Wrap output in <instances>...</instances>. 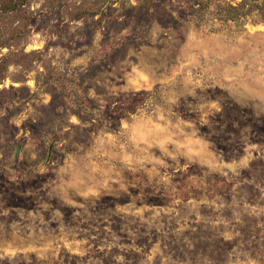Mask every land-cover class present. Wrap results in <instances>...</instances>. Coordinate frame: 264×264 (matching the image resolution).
<instances>
[{"label": "rangeland", "instance_id": "374dc122", "mask_svg": "<svg viewBox=\"0 0 264 264\" xmlns=\"http://www.w3.org/2000/svg\"><path fill=\"white\" fill-rule=\"evenodd\" d=\"M202 1L0 0V264H264V0Z\"/></svg>", "mask_w": 264, "mask_h": 264}, {"label": "trees", "instance_id": "16d2710c", "mask_svg": "<svg viewBox=\"0 0 264 264\" xmlns=\"http://www.w3.org/2000/svg\"><path fill=\"white\" fill-rule=\"evenodd\" d=\"M215 1V2H214ZM219 0H203L202 1V9L208 10H216L224 18L225 21H234L240 17L247 15L245 9L251 5V0H243V2L237 6H233L232 4H228L227 2L216 3ZM219 9V10H218Z\"/></svg>", "mask_w": 264, "mask_h": 264}]
</instances>
